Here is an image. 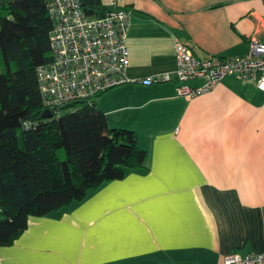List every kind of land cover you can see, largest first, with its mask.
Wrapping results in <instances>:
<instances>
[{"label":"crops","instance_id":"obj_1","mask_svg":"<svg viewBox=\"0 0 264 264\" xmlns=\"http://www.w3.org/2000/svg\"><path fill=\"white\" fill-rule=\"evenodd\" d=\"M114 2L132 13L129 82L97 103L112 127L137 133L146 167L31 217L0 264H225L264 252V93L236 76L193 100L176 82H142L175 72L179 43L202 59L245 57L264 44V0H102Z\"/></svg>","mask_w":264,"mask_h":264},{"label":"trees","instance_id":"obj_2","mask_svg":"<svg viewBox=\"0 0 264 264\" xmlns=\"http://www.w3.org/2000/svg\"><path fill=\"white\" fill-rule=\"evenodd\" d=\"M102 17V0H82ZM55 21L48 0H0V246L12 245L31 217L83 202L103 184L146 167L138 135L115 128L93 103L46 108L38 68L51 63Z\"/></svg>","mask_w":264,"mask_h":264},{"label":"built area","instance_id":"obj_3","mask_svg":"<svg viewBox=\"0 0 264 264\" xmlns=\"http://www.w3.org/2000/svg\"><path fill=\"white\" fill-rule=\"evenodd\" d=\"M55 27L51 35L54 59L38 68L41 93L48 110L82 102L93 103L106 92L129 82L127 32L132 13L114 2L102 17H90L82 0H48ZM177 69L144 79L147 85L177 83L178 96L193 100L210 93L230 76L255 82L264 93V44L254 41L242 58L202 59L192 49L176 46ZM201 80L199 87L189 83ZM225 264H264V252L230 254Z\"/></svg>","mask_w":264,"mask_h":264},{"label":"water","instance_id":"obj_4","mask_svg":"<svg viewBox=\"0 0 264 264\" xmlns=\"http://www.w3.org/2000/svg\"><path fill=\"white\" fill-rule=\"evenodd\" d=\"M44 118H52L53 114L51 112V110H47L45 113H44Z\"/></svg>","mask_w":264,"mask_h":264}]
</instances>
